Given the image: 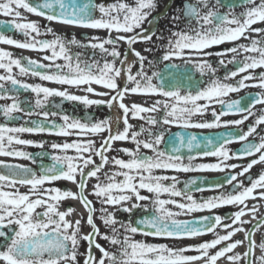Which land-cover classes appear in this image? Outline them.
I'll use <instances>...</instances> for the list:
<instances>
[{
	"label": "snow or ice",
	"instance_id": "6c2138e0",
	"mask_svg": "<svg viewBox=\"0 0 264 264\" xmlns=\"http://www.w3.org/2000/svg\"><path fill=\"white\" fill-rule=\"evenodd\" d=\"M171 6L170 0L165 7ZM237 7L241 11L237 12ZM157 8L158 0H113L107 4L97 0H0V14L12 17L0 21V44L45 53L38 60L0 48V100L10 101L0 104V114L9 122L0 123V156L33 163L36 158L41 160L39 173L0 160V166L7 169L0 172V264H218L222 258L227 264H264V240L257 245L254 239L264 227V216L258 215L264 201V171L254 179L246 176L255 165H264V134L258 131L264 125V108L256 110L257 105H264V71L256 72L264 69V0H239L238 4L184 0L169 17L167 37L155 27L167 11L153 16ZM21 9L44 18L49 25L26 20ZM52 23L90 33L83 40L75 35L69 38L56 32ZM258 24L262 26L254 27ZM7 28L20 32L23 39L6 35ZM100 31L106 35L96 34ZM49 35L51 39L42 38ZM154 37L166 40L160 44L164 54L149 60L133 46L152 44ZM224 44L232 46L213 51ZM121 45L127 46L123 52ZM152 51V47L144 49ZM213 56L218 58V66L226 69L222 78L217 76ZM226 56L230 59L225 60ZM229 64L235 70H228ZM190 68L208 77L204 86L194 90L183 87L185 80L191 81ZM14 69L18 73L14 74ZM26 76L41 82L18 78ZM248 88L259 91L239 99L229 97ZM21 90L34 97L21 100ZM137 95L157 99L151 104L147 99L144 103L125 102ZM54 98H60V103ZM65 101L86 110L101 106L110 112L118 109L120 114L99 118L86 111L84 116H76L63 110ZM214 104L222 110L217 112ZM210 108L213 119H202ZM229 114L240 118L222 120ZM249 117L254 122L247 131L238 130L227 137L177 132L165 141L169 129L163 126L227 128L241 126ZM131 119L144 121L147 127L134 126ZM18 120L23 122L10 126ZM24 134L65 139L50 143L51 163L45 165L42 161L49 153L41 151L34 156L16 146L44 149L48 142L23 138ZM234 141L242 143L239 151L227 147ZM118 142H130L134 147H117ZM162 143L167 147L161 149ZM112 152L118 155L110 156ZM203 157H216L217 162L196 163ZM244 158H250L246 164L230 162ZM237 168L240 171H235ZM157 170L177 174L219 171L225 175L210 183L189 179L180 188L178 175L157 174ZM56 181L71 182L75 190L54 186ZM21 186L28 190L21 192ZM206 190L217 194L200 199L192 194ZM164 194L169 198H161ZM249 200L254 201L251 207ZM68 201L78 202L83 211L77 213L74 206H66ZM225 206L236 210L223 216L214 212ZM138 209L144 214L133 221L131 216ZM205 211L210 214L178 218ZM117 212L128 213L129 219L121 221ZM246 215L251 219L245 220ZM209 233L214 237L211 240L179 244ZM237 233H243V239H233ZM137 234L177 244L137 240ZM245 243L244 253L234 251Z\"/></svg>",
	"mask_w": 264,
	"mask_h": 264
},
{
	"label": "flooded vegetation",
	"instance_id": "af4514ba",
	"mask_svg": "<svg viewBox=\"0 0 264 264\" xmlns=\"http://www.w3.org/2000/svg\"><path fill=\"white\" fill-rule=\"evenodd\" d=\"M32 2H37V0H32ZM113 2V0H97V3H111ZM170 2V0H158V8L155 12H153V16H157L158 14L161 13H165L167 11L166 15H161L160 19L157 21L155 27L156 29L160 30L163 32L164 37H167L169 35V29L171 28V24L169 21V17L170 15L173 13L174 10L180 8L184 2V0H171L172 6L170 8L166 9V5H168ZM224 3H239V0H223ZM224 9H222L223 11ZM236 11L239 12L241 11L240 7L236 8ZM21 13L22 16L26 18V20L28 21H36L39 24H41L42 26H48L49 22L46 21L44 18L42 17H38L34 14L28 13L25 10L21 9ZM152 17H149V19H151ZM12 17H8V16H4L3 14H0V21H9L11 20ZM56 32L67 36V37H71L72 35H75L78 39H85L87 37V35H89L90 30L87 29H82V28H68L67 26L64 25H59V24H55L52 23L50 25ZM145 27H148L147 24L144 25ZM262 25H254V27H260ZM180 27H183V24L180 25ZM174 30V29H173ZM5 34L9 35L15 39H23V36L20 32L15 31L11 28H7L4 29ZM100 36H105L106 33L103 31H100L98 33H96ZM159 34V32H158ZM42 38H47V39H51V36H46V37H42ZM245 42L246 41H242ZM161 43H166V40L161 42V41H156L155 37L153 38V43L152 44H146V43H137L136 45H134L133 47L136 48V50L141 51L142 54L148 56L149 60H158L159 57H161L164 54V49L160 46ZM231 44H224L221 46H218L217 48H214L213 51H220L224 48L227 47H231ZM126 45H121V52L124 51V49L126 48ZM148 47H152L153 51L152 52H144L145 48ZM0 48H4L8 51H11L13 53L14 56H24L27 58H31V59H42L43 55H45V53H41V52H37V51H33V50H27V49H18L12 45H4V44H0ZM76 49H74L75 51ZM89 55H91V52L89 51L88 53ZM225 60L230 59V56H226L224 57ZM128 60L129 62H131L133 60V56L131 55V53H129L128 55ZM214 67H217V76L218 77H223L225 75L226 69L223 67H219L217 64L218 58L213 56L211 58ZM44 63H48V61H43ZM59 63H62L63 61H58ZM179 62V61H177ZM146 70L149 71V73H151L150 68H148V65L146 63L145 65ZM136 68L133 69V71H135ZM228 70H235L234 69V65L229 64L228 65ZM259 71H264V69H257L256 72L258 73ZM3 70L0 69V73H2ZM18 73V69H14V74ZM189 75L191 76V81L185 80L183 82V87L185 89L188 88H192L193 90L197 87V86H204V84L206 83V81L208 80V77H201L199 75V73L196 71L195 68H190L189 70ZM21 78L29 83H39L41 81L38 80V78L36 77H31V76H26V77H18ZM238 79V78H237ZM46 84V86L49 87H59L58 85H55L51 82H43ZM7 87H10V85H7ZM97 88L98 91H106V89H103L100 86H94ZM72 91H78L76 89H71ZM259 91V89L257 88H248V89H244L241 90L239 93H232L229 94V97L231 99H239L240 97H246L249 93H255ZM34 97V94H32L31 92H24L23 90H21V94H20V99L21 100H25V99H31ZM145 99H147L148 104H151L152 102H154L155 99H157V97H152V98H145L143 96H130L126 99V103H130V102H138V103H144ZM228 99V98H226ZM10 101H5V100H0V104H4V103H9ZM54 102L55 103H60V98H54ZM212 107L215 108V110L217 112L221 111L222 108L220 105L218 104H214L212 105ZM62 108L65 112L72 114V115H76V116H84L86 111L87 112H91L94 113L96 117L99 118H103L107 115H119V110L118 109H114L111 112L109 111V109L105 106H101V107H93L91 109L86 110L82 105L73 103V102H68L65 101L64 104L62 105ZM264 108V105H257L256 106V110L258 111L259 109ZM55 110V109H52ZM240 115L238 114H229L225 117H222V120H233V119H239ZM35 119V117H34ZM199 119V118H198ZM202 119L207 120V121H211L213 119L212 116V110L211 108L209 109V111H207L206 113H204V116L202 117ZM23 121H16L13 122L12 124H10V126H15L16 124L22 123ZM254 122V118L253 117H249V119L247 121L244 122L243 125L241 126H229L227 128L225 127H220V128H213V129H199V128H192V129H183L177 125H171V126H163L167 129H169V132L166 133L165 135V141H167L169 139V135L170 134H174L177 132L183 133V134H187V133H194L196 134L198 137L199 136H214V137H227L229 135V133H234L235 131H247V127L248 125L252 124ZM0 123H9L8 121H6L2 114H0ZM130 123H132L134 126H139L140 124H145L144 121H139V120H135V119H131ZM145 127H147V125L145 124ZM264 125L260 126L258 128V131L261 132V134H264ZM23 138H27V139H33L36 141H40V140H44L47 141L48 143H46L45 148L44 149H40L34 146H16L18 148H20L21 150L27 151L32 153L34 156L36 153L44 151L49 153L48 156H46L43 159V164L48 165L51 163L50 160V154L52 152L51 148H50V143L51 142H63L65 138L63 137H57V136H49L46 134H42V135H32V134H24ZM71 139V138H69ZM250 140H252L253 138L250 137ZM120 146H124V147H134L130 142H118L117 147ZM167 145L165 144H161L160 148L164 149L166 148ZM227 147H229L233 152L239 151L242 148V143L241 142H232L231 144L227 145ZM145 152H147L149 155H151V152L149 150H144ZM183 152L187 153V150L184 149L182 150ZM111 155H118V153L116 152H112L109 154ZM121 156H123V158L127 159L126 156H124L123 154H119ZM97 159V163H99V159ZM250 158H244L243 160H237V159H233L232 161H230L231 163H236V164H246L248 162ZM0 160H3L5 163H11V164H18V165H24L27 167H30L32 169H34L35 171H37V173H39V165L41 163V160L39 158H36V163H33L31 160L25 159V158H19V157H5V156H0ZM217 162V158L216 157H203L200 158L196 161V163H214ZM235 171H240L239 168H237ZM264 171V165H255L251 170L250 173L246 174V176H251L253 179L256 178L258 176V174ZM0 172H7V169L3 168L2 166H0ZM157 174H167V175H178L179 179L181 181V183L178 185V187L183 188L184 182L189 180V179H197L198 183H201L205 180H207L209 183L212 182L214 179L216 178H222L225 173L224 172H219V171H208V172H190V173H175L172 171H167V172H163L161 173V170H157ZM241 179L245 180V184L248 183V180L244 177H241ZM94 182V181H93ZM54 186H58L61 188H70L75 190V185H73L71 182L68 181H56L53 182ZM205 186L206 185H202ZM21 192H26L28 189L26 187L21 186L19 189ZM143 194H147V193H143ZM192 194L197 198L200 199L202 197L206 198L208 196H212L217 194V192L214 191H210V190H206L203 192H196L193 191ZM90 199H94L93 197H89ZM161 198L163 199H168L169 197L167 196V194H164ZM176 199H181V198H176ZM254 203V201L249 200L248 204L249 207L252 206V204ZM261 203V207H260V212L258 213V215L264 216V201L260 202ZM66 206H74L77 209V213L82 212L83 209L80 207L78 202L75 201H68L66 202ZM97 207H99V204L96 205ZM168 207L172 208V210L176 211L177 209L175 208V206L173 205H169ZM236 208L233 206H225L219 209L214 210V212L216 214H220V215H225L228 214L230 215L233 211H235ZM144 213L141 210H135V212L132 214L131 219L133 221H135L136 219L140 218L141 215H143ZM210 213H208L207 211L203 212V213H193L190 214L188 216H180L178 217L179 219H192L193 217H199L201 215H209ZM117 217L118 219H120L121 221H126L127 219H129V214L128 213H124V212H117ZM245 220H249L251 219L250 216L246 215L244 217ZM226 222H230V221H226ZM98 224H100V221H97ZM253 223H255V221H253ZM246 228H250L251 225H245ZM87 230V229H85ZM101 231H105V229L103 227H101ZM218 231L221 232V234H223V230L218 229ZM243 233H237L233 239H243ZM213 234L209 233L206 235H203L201 237L198 238H193V239H188V240H184L179 242L180 245H187V244H194V243H198L204 240H211L213 239ZM135 239L137 240H147L148 242L151 243H168V244H177L176 241H171V240H167L164 238H153V237H144L142 235L137 234L135 236ZM254 239L257 243V245H259V243L264 240V227L261 228V230L257 231ZM102 246H104L105 248H110V245L103 240L99 241ZM179 246V245H178ZM246 243L245 245H241L238 246L234 251L239 252V253H244L246 251ZM81 251H83V248L81 249ZM256 255L260 254V249L257 247L256 248ZM100 253L97 250L96 251V256L99 257ZM218 264H227V261L224 260L223 258L221 260L218 261Z\"/></svg>",
	"mask_w": 264,
	"mask_h": 264
}]
</instances>
